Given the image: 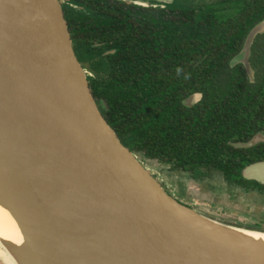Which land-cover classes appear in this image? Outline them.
Listing matches in <instances>:
<instances>
[{"label": "water", "instance_id": "95a60500", "mask_svg": "<svg viewBox=\"0 0 264 264\" xmlns=\"http://www.w3.org/2000/svg\"><path fill=\"white\" fill-rule=\"evenodd\" d=\"M122 1L164 8L174 0ZM263 32L264 20L230 62L251 80L250 47ZM99 105L62 1L0 0V192L26 237L24 248L10 249L18 264H264L226 224L172 196ZM260 143L263 131L233 145ZM241 175L264 185V161Z\"/></svg>", "mask_w": 264, "mask_h": 264}, {"label": "trees", "instance_id": "16d2710c", "mask_svg": "<svg viewBox=\"0 0 264 264\" xmlns=\"http://www.w3.org/2000/svg\"><path fill=\"white\" fill-rule=\"evenodd\" d=\"M63 3L76 55L88 72L102 114L132 153L204 179L220 173L230 185L258 187L241 170L264 160V144L238 149L264 130V34L252 49L256 82L230 67L264 0H199L186 8L119 0ZM115 49V53L105 54ZM200 92L188 108L182 101Z\"/></svg>", "mask_w": 264, "mask_h": 264}, {"label": "rangeland", "instance_id": "374dc122", "mask_svg": "<svg viewBox=\"0 0 264 264\" xmlns=\"http://www.w3.org/2000/svg\"><path fill=\"white\" fill-rule=\"evenodd\" d=\"M132 1L141 3L137 0ZM198 1L174 0L172 6L174 8H186L197 4ZM152 173L156 174L158 172L152 171ZM166 176L177 187L176 190L175 187L173 189L178 195L177 200H180L179 202H182L181 200L187 203L190 202V207L204 217L220 223L240 225L245 228L258 223L257 221L260 220H262V223L264 222V194L258 192L249 194L240 188H229L225 185L223 179L218 178V176L215 177L218 181V187L213 186L212 183H209L210 181H208V184L191 181L188 175H186L188 182L185 187V183L180 180L181 178H179L181 182L178 180L177 173L172 175L170 172H166ZM164 186L169 189L167 183H164ZM187 194L190 198L186 197ZM0 264H2L1 260Z\"/></svg>", "mask_w": 264, "mask_h": 264}, {"label": "bare ground", "instance_id": "6f19581e", "mask_svg": "<svg viewBox=\"0 0 264 264\" xmlns=\"http://www.w3.org/2000/svg\"><path fill=\"white\" fill-rule=\"evenodd\" d=\"M224 229L235 242L264 256V232L226 224ZM26 237L7 198L0 192V259L4 264H18L10 249H22Z\"/></svg>", "mask_w": 264, "mask_h": 264}, {"label": "flooded vegetation", "instance_id": "af4514ba", "mask_svg": "<svg viewBox=\"0 0 264 264\" xmlns=\"http://www.w3.org/2000/svg\"><path fill=\"white\" fill-rule=\"evenodd\" d=\"M62 1V3H64L65 5H67V6H71V7H73V9L75 10L76 8H77V5L76 4H68V2L66 1V0H61ZM119 1H121V0H119ZM129 3H131V2H129ZM133 4H136V3H133ZM137 5H140V6H143L144 8H147L148 6H144V5H142V4H137ZM264 20V19H263ZM261 22V21H260ZM259 23V22H258ZM257 23V24H258ZM253 28V27H252ZM251 28V29H252ZM250 29V30H251ZM250 32V31H249ZM248 32V33H249ZM262 34H264V32L263 33H260V34H258L255 38H254V40L252 41V44H251V47H250V56H249V59H248V61H249V63H250V66H251V69H252V71H253V79L251 80L249 77H248V75H247V72H246V68L244 67V65L242 64V63H237V64H235L234 66H231L230 64V67H232V68H234V67H236V66H238V65H241L242 66V69H243V71L245 72V74L247 75V77L249 78V80H250V82L251 83H253V84H255V82H256V70H255V68L253 67V65H252V63H251V59H252V49L253 48H257L258 50L257 51H259V52H261V50H262V48L260 47V46H258V45H256L255 43H256V40H257V38H258V36H260V35H262ZM247 36H248V34H247ZM247 36H246V38H247ZM246 38H245V40H246ZM245 40H244V42H243V44H242V47H241V49L239 50V52L238 53H236V55L235 56H237L240 52H241V50H242V48H243V45H244V43H245ZM112 50H114V53L116 52V50L115 49H112ZM112 50H109V51H107V52H110V51H112ZM105 53V54H109V53ZM234 56V57H235ZM233 57V58H234ZM232 58V59H233ZM231 59V60H232ZM231 62V61H230ZM86 71V70H85ZM86 74H87V76H88V72L86 71ZM194 94H200V99H199V101H197L195 104H193L192 106H187V105H185L184 104V101L185 100H187L189 97H191L192 95H194ZM202 97H203V95H202V93H200V92H195V93H192L191 95H189L188 97H186L183 101H182V103H183V105L184 106H186V107H188V108H192L193 106H195L196 104H198L200 101H201V99H202ZM97 103H98V105H99V102L97 101ZM100 106V105H99ZM102 112V111H101ZM261 131H263L264 132V130H259L258 132H261ZM257 132V133H258ZM257 133H255L250 139H252ZM249 139V140H250ZM248 140V141H249ZM239 142H247V141H239ZM233 143H238V142H232L231 143V145H233ZM261 144H264V143H260V144H258L257 146H259V145H261ZM234 146V145H233ZM235 147V146H234ZM254 147H256V146H254ZM236 148V147H235ZM251 148H253V147H251ZM238 149H242V148H238ZM243 149H248V148H243ZM135 155H136V157H137V159L140 161V163L145 167V169L146 170H148V172L165 188V189H167L165 186H164V183H167V185H168V188L169 189H167V191L172 195V196H174L176 199H178V195L175 193V190H176V186H174L171 182H173V181H169L168 180V178H167V176H166V172H170L172 175L173 174H175V173H177L178 174V180H179V178H181L180 180L181 181H183L182 183H185L184 184V186L186 187L187 186V182H188V180H186V175H188L187 173H183V172H175V171H172V170H170V167L168 166V165H165V164H162V163H160V162H158L157 160H154V159H149V158H146L143 154H141V153H134ZM259 161H264V160H259ZM256 162H258V161H256ZM255 163V162H254ZM250 164H252V163H250ZM250 164H248V165H250ZM248 165H246V166H248ZM245 166V167H246ZM152 171H154V172H158V173H156V174H154V173H152ZM242 171V170H241ZM216 176H218V178L219 177H221L222 179H223V181H224V183H225V185L227 186V187H229V188H233V187H235V188H237V189H243V190H245L247 193H249V194H251V193H253V192H258V193H260V194H264V189H261V188H258V187H248V186H245V187H242V186H239V185H230V184H228L227 182H226V180L224 179V177L220 174V173H213L212 175H210V176H208V177H206V178H204V179H193L192 177H190L189 175H188V178L191 180V181H196L197 183H199V184H201V183H207L208 184V181H210L209 183H212V185L213 186H215V187H218L219 185H218V181H217V179L215 178ZM241 177H242V175H241ZM243 179V178H242ZM179 180V181H180ZM243 180H245V179H243ZM180 181V182H181ZM212 181V182H211ZM245 181H253V180H245ZM254 182H256V181H254ZM257 183V182H256ZM259 184V183H258ZM259 185H261V184H259ZM261 186H264V185H261ZM174 187H175V190H173L174 189ZM186 197H189L188 196V194H187V196ZM190 198V197H189ZM189 198H187V199H189ZM180 201V200H179ZM182 201V203L183 204H185V205H188V206H190L191 204H190V202H185L184 200H181ZM263 216V215H262ZM241 220V219H240ZM258 223H254V224H252L251 226H249V227H251V228H249V227H247L248 229H252V230H261V231H264V222L262 223V220H260V221H257ZM231 225V224H230ZM235 226H237V225H235ZM246 226H248V225H246ZM238 227H241L240 225H238ZM245 228V227H244Z\"/></svg>", "mask_w": 264, "mask_h": 264}]
</instances>
